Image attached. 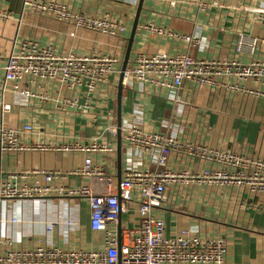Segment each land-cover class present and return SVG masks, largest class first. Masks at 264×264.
<instances>
[{"label": "crops", "instance_id": "crops-1", "mask_svg": "<svg viewBox=\"0 0 264 264\" xmlns=\"http://www.w3.org/2000/svg\"><path fill=\"white\" fill-rule=\"evenodd\" d=\"M52 1L93 15L112 12L128 24L131 34L137 9L121 0ZM259 6V3L252 5L250 0H146L130 62L140 53L154 56L164 51L247 62L253 56L237 52L240 34L255 37V53L264 58V26L257 20ZM149 23L175 33L198 35L203 43L189 47L185 41L169 34L159 35L147 30L145 26ZM71 30L66 22L25 10L23 0H0V56L10 55L22 41L33 39L42 46H53L64 55L110 56L116 59V68L123 69L129 38L86 29L72 36ZM119 83L120 75L115 73L108 82L89 92L85 87L71 90L60 85L31 83L24 78L20 85L22 88L30 86L36 95L31 98L16 93L14 83L6 80L4 64H1L0 104L7 103L11 108L3 112L0 106V123L11 128L32 125V138L42 144L84 142L98 135L101 141H107L105 129L111 124L118 125ZM124 85L123 127L139 123L145 131L151 132L159 126L164 131L169 129L181 134L185 142L264 159V97L238 93L227 88L223 79L219 86L208 87L200 93L194 85L179 89L153 88L134 81ZM248 87L264 90V84L256 82L248 83ZM68 98L76 100L81 108H59ZM125 150L123 144L122 175L128 158ZM84 159L85 154L61 151L0 152V181L24 169L68 171L82 166ZM94 161L108 171L110 179L69 176L59 184L73 188L89 185L97 193L119 191L117 149L107 157L94 154ZM172 165L181 171L210 166L198 157L182 154ZM167 195L159 216L172 233L194 231L205 238L222 236L228 245L223 264H264V194L253 195L237 185L189 182L171 186ZM90 211L89 201L81 197L0 199V216L19 219L17 224L4 223L2 240L9 242L7 236H10L18 247L29 245L38 237H48L69 248L90 249L98 240L90 228ZM53 219H70L80 229L61 223L48 233L47 226ZM124 221L122 219V223ZM134 221L138 222V218ZM0 250L4 249L0 247Z\"/></svg>", "mask_w": 264, "mask_h": 264}, {"label": "built area", "instance_id": "built-area-1", "mask_svg": "<svg viewBox=\"0 0 264 264\" xmlns=\"http://www.w3.org/2000/svg\"><path fill=\"white\" fill-rule=\"evenodd\" d=\"M129 6L138 7L140 0H121ZM260 4L258 22L264 26V0H250ZM23 6L32 13L66 22L75 36L86 29L128 40L130 27L112 12L93 15L73 9L65 3L52 0H23ZM159 35L185 41L189 47L202 45L198 35L171 32L154 23L145 26ZM257 39L239 35L237 52L252 55L247 62L203 58L191 52H160L154 56L138 54L124 74V82L134 81L153 88L179 89L194 85L200 92L208 87L225 86L238 93L264 97V90L248 87V83L264 84V58L256 55ZM7 81L14 83L18 95L34 98L30 86L21 87L22 79L31 83L65 86L71 90L85 87L89 92L109 81L112 74L121 75L116 59L105 55L61 54L53 46H42L36 40L26 39L8 56H0ZM237 81L236 83L234 81ZM3 112L11 106L2 102ZM63 110L80 109L81 105L68 98L59 106ZM216 114V113H213ZM164 126L170 127L168 123ZM107 141L95 136L80 142L51 145L35 142L32 125L11 128L0 123V152L61 151L85 154L84 164L65 171L24 169L0 181V199H37L50 196L81 197L89 201L90 228L98 238L90 249L69 248L56 239L38 237L29 245L14 246L2 240L4 223H19L18 218L0 216V264H223L228 250L227 240L222 236L205 238L186 231L172 233L159 211L167 201L168 189L173 185L187 183L237 185L248 189L253 195L264 194V159L248 156L235 150L210 148L205 144L185 142L181 134L164 131L157 126L147 132L138 123L122 126V140L127 161L119 191L97 193L91 186H63L60 180L69 176L110 179L108 171L94 161V154L107 157L117 149L119 127L111 124L106 129ZM189 155L209 163L200 170L181 171L172 165L176 157ZM135 217L138 222H135ZM122 223L119 240V222ZM65 223L80 229L72 220L53 219L47 226L48 233ZM10 237V238H9ZM8 242V244H7ZM121 243V244H120Z\"/></svg>", "mask_w": 264, "mask_h": 264}, {"label": "water", "instance_id": "water-1", "mask_svg": "<svg viewBox=\"0 0 264 264\" xmlns=\"http://www.w3.org/2000/svg\"><path fill=\"white\" fill-rule=\"evenodd\" d=\"M146 0H140L137 11H136V16L132 25V30L131 34L129 37V44H128V49L126 53V58L125 62L123 65V69L121 70V75H120V83H119V90H118V111H117V117H118V127H119V138H118V144H117V158H118V181H119V188L120 184L122 181V168H123V140H122V126H123V90H124V74L125 71L127 70V66L130 62V56L133 48V44L135 41V37L139 28L140 24V18L144 9ZM121 232H122V219H120L119 222V240L121 239ZM121 244V243H120Z\"/></svg>", "mask_w": 264, "mask_h": 264}, {"label": "trees", "instance_id": "trees-1", "mask_svg": "<svg viewBox=\"0 0 264 264\" xmlns=\"http://www.w3.org/2000/svg\"><path fill=\"white\" fill-rule=\"evenodd\" d=\"M131 7H132V6H131ZM132 9H135V10H136V9H137V7H136V6H135V7H132Z\"/></svg>", "mask_w": 264, "mask_h": 264}]
</instances>
